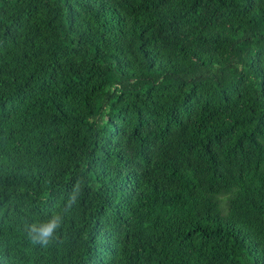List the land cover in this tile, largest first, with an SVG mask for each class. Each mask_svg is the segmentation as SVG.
I'll return each instance as SVG.
<instances>
[{"label": "trees", "instance_id": "trees-1", "mask_svg": "<svg viewBox=\"0 0 264 264\" xmlns=\"http://www.w3.org/2000/svg\"><path fill=\"white\" fill-rule=\"evenodd\" d=\"M0 264H264V0H0Z\"/></svg>", "mask_w": 264, "mask_h": 264}, {"label": "clouds", "instance_id": "clouds-1", "mask_svg": "<svg viewBox=\"0 0 264 264\" xmlns=\"http://www.w3.org/2000/svg\"><path fill=\"white\" fill-rule=\"evenodd\" d=\"M81 191V184L78 181L73 186V190L61 212H53L45 221L24 224L25 234L33 245L47 248L51 244L60 242L58 233L63 228L65 216L70 213L73 205L77 203Z\"/></svg>", "mask_w": 264, "mask_h": 264}]
</instances>
